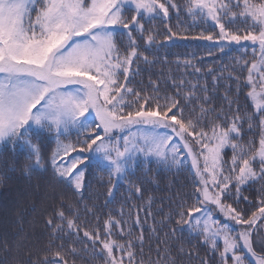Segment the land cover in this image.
Instances as JSON below:
<instances>
[{
	"label": "snow or ice",
	"instance_id": "snow-or-ice-1",
	"mask_svg": "<svg viewBox=\"0 0 264 264\" xmlns=\"http://www.w3.org/2000/svg\"><path fill=\"white\" fill-rule=\"evenodd\" d=\"M6 152L72 197L53 198L45 243L0 240V264H264V0H0ZM153 164L192 177L167 212L138 178Z\"/></svg>",
	"mask_w": 264,
	"mask_h": 264
},
{
	"label": "trees",
	"instance_id": "trees-1",
	"mask_svg": "<svg viewBox=\"0 0 264 264\" xmlns=\"http://www.w3.org/2000/svg\"><path fill=\"white\" fill-rule=\"evenodd\" d=\"M173 23L175 24L176 21H173ZM196 31L198 29H192L193 33ZM176 45V47L172 48V51L175 53H194L197 56L203 57L204 64L201 65L202 67L212 66L219 69L221 64L231 63L229 57L219 59L207 57L208 45L203 41L177 40ZM237 54L235 52L232 53V55ZM172 59H175V57H172ZM225 75H227L226 72ZM190 78L195 79L196 77ZM223 91L224 88L221 87L220 93H223ZM220 102L217 101V103ZM240 103L242 107L248 106V102L245 101L243 96L240 98ZM13 159L12 153L6 152L3 159L0 160V177H3L0 180V240L5 238L11 240L22 226L26 232L30 233L34 242L43 244L47 240V229L44 225V219L46 214L51 211V207L55 202L53 198L61 194L71 198L72 193L63 185L51 184L50 186V173L29 178L22 175L19 170L11 171L10 165ZM151 167L152 172L149 177L146 178L142 173H138V178L144 181L145 195L150 194L154 197L153 212H158L161 208L167 212L170 207V197L173 198L172 203L174 204L178 194L191 190V174L187 169L177 173L158 168L154 164ZM90 180L101 193V200L98 202H102V194L105 192V188L101 186L102 182L99 179V174L90 175ZM148 180H154L155 182L149 183ZM125 192L126 186L121 185L116 195V203L109 205V209L114 211L120 208L124 202L123 197ZM134 202L137 204L141 203L139 200H135ZM141 214L143 215V213ZM88 219L91 221V217H88ZM157 219H159V216ZM151 243L154 245L155 240L151 241ZM144 251L147 253L148 248L145 247ZM152 256L155 258L154 251ZM22 258L27 259L26 256H22ZM77 264H81V262L78 260ZM83 264H88V262L84 261Z\"/></svg>",
	"mask_w": 264,
	"mask_h": 264
}]
</instances>
